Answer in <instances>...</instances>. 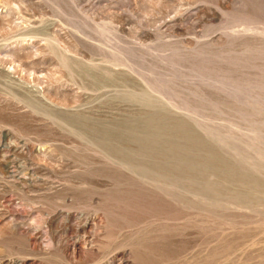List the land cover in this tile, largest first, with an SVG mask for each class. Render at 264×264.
Returning a JSON list of instances; mask_svg holds the SVG:
<instances>
[{
    "label": "rangeland",
    "instance_id": "obj_1",
    "mask_svg": "<svg viewBox=\"0 0 264 264\" xmlns=\"http://www.w3.org/2000/svg\"><path fill=\"white\" fill-rule=\"evenodd\" d=\"M0 264H264V0H0Z\"/></svg>",
    "mask_w": 264,
    "mask_h": 264
},
{
    "label": "bare ground",
    "instance_id": "obj_2",
    "mask_svg": "<svg viewBox=\"0 0 264 264\" xmlns=\"http://www.w3.org/2000/svg\"><path fill=\"white\" fill-rule=\"evenodd\" d=\"M182 137V136H181ZM173 154V153H172Z\"/></svg>",
    "mask_w": 264,
    "mask_h": 264
}]
</instances>
